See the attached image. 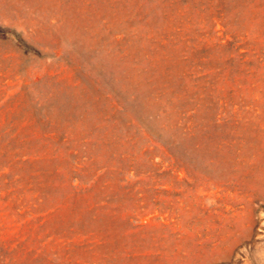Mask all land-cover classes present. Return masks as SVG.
Listing matches in <instances>:
<instances>
[{
    "label": "rangeland",
    "instance_id": "1",
    "mask_svg": "<svg viewBox=\"0 0 264 264\" xmlns=\"http://www.w3.org/2000/svg\"><path fill=\"white\" fill-rule=\"evenodd\" d=\"M264 0H0V264H264Z\"/></svg>",
    "mask_w": 264,
    "mask_h": 264
},
{
    "label": "bare ground",
    "instance_id": "2",
    "mask_svg": "<svg viewBox=\"0 0 264 264\" xmlns=\"http://www.w3.org/2000/svg\"><path fill=\"white\" fill-rule=\"evenodd\" d=\"M264 252V251H263ZM260 264V263H259Z\"/></svg>",
    "mask_w": 264,
    "mask_h": 264
}]
</instances>
